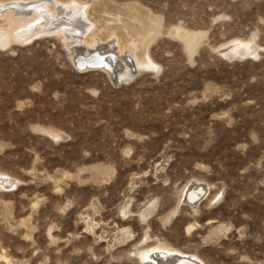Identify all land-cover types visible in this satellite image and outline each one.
Instances as JSON below:
<instances>
[{
    "label": "rangeland",
    "instance_id": "374dc122",
    "mask_svg": "<svg viewBox=\"0 0 264 264\" xmlns=\"http://www.w3.org/2000/svg\"><path fill=\"white\" fill-rule=\"evenodd\" d=\"M80 1L137 9L155 65L115 82L53 32L0 46V264H264V0ZM237 38L258 55L219 51Z\"/></svg>",
    "mask_w": 264,
    "mask_h": 264
},
{
    "label": "bare ground",
    "instance_id": "6f19581e",
    "mask_svg": "<svg viewBox=\"0 0 264 264\" xmlns=\"http://www.w3.org/2000/svg\"><path fill=\"white\" fill-rule=\"evenodd\" d=\"M89 2L80 0L0 2V18L4 17L8 22L5 29L0 24L2 26L0 27V39L2 38L0 46L22 40L29 32L32 35L53 32L63 39L78 68L87 70L90 67H102L111 75L116 70L115 82L126 80L135 72L155 65L148 51V41L153 36L155 27L139 17L137 22L133 21L127 11L135 13L137 9L131 6L125 9L123 7L120 9L121 6L116 8L108 5V7L104 3L101 4L102 1L95 2L93 5ZM91 9L100 15L103 14L104 21L101 25L92 18ZM99 21L101 22V19ZM151 21L154 22L152 19ZM173 33L183 38L186 48L190 51L195 48L200 39L198 34L184 33L177 28ZM259 47L254 39L237 38L219 51L229 59L235 60L253 58L250 55H258ZM85 55L88 56L85 57ZM0 184L10 187L14 185V181L10 176L0 173ZM207 193L208 187L205 184L194 182L187 189L185 200L195 203L198 198L201 199ZM161 247L158 246L155 250L143 254L146 259L153 260L152 262L156 264H206L195 254L184 253L167 246L163 248L161 245Z\"/></svg>",
    "mask_w": 264,
    "mask_h": 264
},
{
    "label": "water",
    "instance_id": "95a60500",
    "mask_svg": "<svg viewBox=\"0 0 264 264\" xmlns=\"http://www.w3.org/2000/svg\"><path fill=\"white\" fill-rule=\"evenodd\" d=\"M78 70H80L78 67H76ZM82 69H86V68H82Z\"/></svg>",
    "mask_w": 264,
    "mask_h": 264
}]
</instances>
